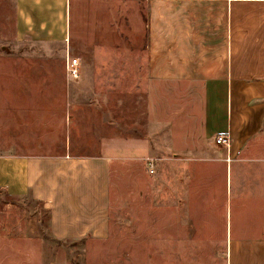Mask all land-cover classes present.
I'll return each mask as SVG.
<instances>
[{"label":"rangeland","instance_id":"374dc122","mask_svg":"<svg viewBox=\"0 0 264 264\" xmlns=\"http://www.w3.org/2000/svg\"><path fill=\"white\" fill-rule=\"evenodd\" d=\"M139 1L78 3L69 39L40 44L16 41L14 0H0V150L69 143L73 154L115 159L105 237L53 240L46 211L29 200L19 235L0 243V264H224L229 241L260 236L264 121L238 151L218 146L202 91L145 72ZM67 53L80 63L76 81Z\"/></svg>","mask_w":264,"mask_h":264},{"label":"crops","instance_id":"0c3cea01","mask_svg":"<svg viewBox=\"0 0 264 264\" xmlns=\"http://www.w3.org/2000/svg\"><path fill=\"white\" fill-rule=\"evenodd\" d=\"M101 1L14 0L15 39L64 44L72 7ZM132 6L144 9L145 72L162 86L202 91L205 121L215 139L229 136L227 153L257 135L264 121V0H143ZM114 161L104 153L73 154L69 143L54 153L0 150V191L15 201L1 204L0 243L19 235L29 200L46 211L53 240L105 237ZM253 200L264 202V196ZM263 229L260 236L229 241L224 264H264Z\"/></svg>","mask_w":264,"mask_h":264},{"label":"built area","instance_id":"2783aa9c","mask_svg":"<svg viewBox=\"0 0 264 264\" xmlns=\"http://www.w3.org/2000/svg\"><path fill=\"white\" fill-rule=\"evenodd\" d=\"M80 64L77 58L70 57L67 53L65 56L64 71L66 77L71 81H76L80 76ZM230 138L228 135L219 136L215 139V143L224 147L226 150L229 148ZM151 166V165H150Z\"/></svg>","mask_w":264,"mask_h":264}]
</instances>
